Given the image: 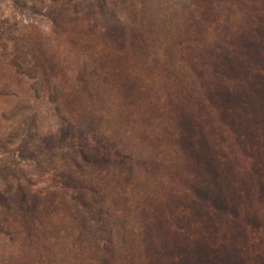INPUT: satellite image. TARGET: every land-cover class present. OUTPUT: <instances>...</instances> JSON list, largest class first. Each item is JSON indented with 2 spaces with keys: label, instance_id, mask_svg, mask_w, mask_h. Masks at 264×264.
<instances>
[{
  "label": "trees",
  "instance_id": "16d2710c",
  "mask_svg": "<svg viewBox=\"0 0 264 264\" xmlns=\"http://www.w3.org/2000/svg\"><path fill=\"white\" fill-rule=\"evenodd\" d=\"M128 1L139 10V0ZM70 4L69 0L48 1L41 11L50 23V32L40 37L32 30L22 31L18 38L27 45L28 54L38 65L41 78L62 89L61 107L70 113L77 126L64 129L54 147L53 153L58 152L59 156L51 162L53 176H58V182L62 184L59 199L73 200L82 215L80 220L92 221L104 245L94 257L67 232L61 236L58 231L60 221L71 218V210L49 199L39 202L33 198H16L6 185L0 190V236L11 241L18 258L7 263L0 254V264H136L139 260L140 264H150L152 259L163 261L167 231L170 238L179 244L177 228L173 226L171 233L169 230L163 232L154 207L149 205L150 193L135 192V185L125 183L126 175L117 167L156 174L172 187L189 192L192 201L184 210L194 218L203 209L208 213L226 210L227 217L233 218L234 215L235 218L237 214L230 211L235 210L237 195L247 194L241 189L237 192L233 185L236 168L228 149L233 146L227 141L221 147L229 155L225 163L220 159L218 163L219 156L214 150L208 162H199L202 146L213 148L209 132L204 125L188 123L185 114L167 107L169 98L166 96L174 97L170 93L176 89H205L202 83L206 76L200 75L203 66L193 58L198 47L178 42L181 33L194 41V30L199 24L204 27L205 19L199 17L191 5L162 38H159V32V35L150 34L142 40L135 36L122 38L112 27L97 28L87 12H74L78 8L67 14ZM230 9L232 13L229 15L214 18L217 24H213L211 34H208L213 40L209 45H220V52L226 55L229 54L221 49V44L229 43L238 34L242 36V30L245 31L241 30L244 27L242 21L248 23L245 27L248 30L264 21V0H232ZM62 15L67 17L63 20L67 23L60 24ZM205 27L207 29L208 25ZM230 44L226 49L231 48ZM175 46L178 51L173 49ZM65 47L85 50L106 79L118 78L131 86L142 83L148 91L138 94L131 104L113 109L101 102L98 90L103 89L102 85L89 86L91 84L78 74L65 70L66 63L59 55ZM0 48V82H17V74L10 70L11 58L2 52L6 46L1 43ZM175 52L182 58L176 60ZM119 63L123 64L126 74L132 73L134 78L132 74L126 78L120 74ZM223 79L221 85L230 86L228 77ZM87 113L91 120H95L85 135L81 127ZM220 132L226 136V130L221 129ZM162 134L169 137V142L175 143L174 147L178 143V149L171 148L172 143H164L160 139ZM190 139L192 143L188 144ZM151 144L155 147L152 153L149 152ZM21 161L14 154L0 157V170L11 171V167L19 166ZM184 161L188 166L183 164ZM67 162L71 168L65 166ZM122 201L135 203L137 212L130 214L121 205L124 204ZM176 203L173 192L168 190L156 205L160 212L170 214L174 213L173 209L177 212ZM101 217H108L110 224L103 227L99 221ZM154 230L160 232L158 238L153 236ZM226 235L231 236L228 232ZM152 246L159 247L155 249L157 253L151 249Z\"/></svg>",
  "mask_w": 264,
  "mask_h": 264
},
{
  "label": "rangeland",
  "instance_id": "374dc122",
  "mask_svg": "<svg viewBox=\"0 0 264 264\" xmlns=\"http://www.w3.org/2000/svg\"><path fill=\"white\" fill-rule=\"evenodd\" d=\"M48 1L0 0V44L6 46L2 52L11 58L10 70L18 77L17 82H0V157L14 154L22 160L19 166L11 167V171L0 170V190L9 185V192L16 198H33L39 202L49 199L61 203L62 207L71 210L72 215L70 219L60 221L59 233L62 236V233L67 232L76 243L83 244L86 252L96 257L104 245L98 231L92 221L80 220L82 215L73 200L59 199L62 184L58 182V176H53L51 161L59 156L58 152L53 153L54 147L64 129L77 128L75 119L61 107L64 95L62 89L41 78L38 65L28 54L27 45L18 38L22 31L32 30L40 37L50 32V23L41 11ZM69 1L71 9L65 11L67 14L78 8L74 12H87L97 28L112 27L122 38L135 36L141 39L150 34L157 35L158 32L159 38H162L191 5L199 17L205 19L204 27L199 24L194 30V41L187 34L181 33V37H178V42L198 47L193 58L198 59L203 66V70L199 71L200 75L206 76L202 83L205 89H176L170 93L174 97L166 96L169 98L167 107L185 114L188 123L204 125L209 132V142L214 149L202 146L199 162H208L214 150L219 156L218 163L219 159L225 163L229 155L221 147L227 141L233 146L228 147L236 168L233 185L237 192L240 189L241 192L246 191L248 197L244 192L237 195L235 210L230 211L237 214L235 218L234 215L233 218L227 217L226 210L208 213L205 209L194 218L184 210L192 201L189 192L177 186L172 187L153 173L146 174L132 168L117 167V170L126 175L125 183L135 185V192L150 193L149 205L154 207L155 217L160 219L163 232L169 230L171 233L174 226L179 233L178 244L167 231V244L163 245L164 260L152 259L150 264H264V21L250 30L245 28L248 23L242 21L244 27L241 30L245 29L242 30V36L238 34L232 39L229 49H226L228 42L221 44V49L229 54L226 55L220 52V45H209L213 40L208 34H211L213 24H217L214 18L232 13V0H139L138 11L128 0ZM61 18L60 24H63L67 17L62 15ZM205 24L208 25L207 29ZM176 53L177 60L181 56ZM59 55L66 63L65 70L78 74L91 84L89 86L102 85L103 89L98 90L101 102L113 109L122 104H131L138 94L143 95L148 91L142 83L131 86L118 78L106 79L85 50L65 47ZM180 61L183 64L185 58ZM119 67L120 74L125 78L132 74H126L122 63H119ZM211 75L214 77L211 78ZM226 77L230 85L227 88L221 85ZM87 108H90L89 104ZM88 115L83 118L81 127L85 135H88V126L95 120H91ZM221 129L226 130V136L222 135ZM160 139L164 143H172L171 148L178 149V143L174 147L175 143L169 142L167 135L162 134ZM191 143L190 139L188 144ZM188 144L186 146H191ZM149 152H155L152 144ZM183 164L188 166L186 161ZM65 166L72 167L68 162ZM122 183L125 189V183ZM168 190L173 192L177 200V212L173 209L174 213L165 214L160 212L156 204ZM122 202L126 205H121L130 214L135 213V203ZM99 221L105 227L111 220L101 217ZM226 232L231 236L228 237ZM152 234L158 238L160 232L154 230ZM156 248L159 247H151L153 251ZM15 250L10 240L0 236V254L7 263L18 258Z\"/></svg>",
  "mask_w": 264,
  "mask_h": 264
}]
</instances>
